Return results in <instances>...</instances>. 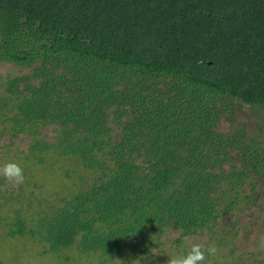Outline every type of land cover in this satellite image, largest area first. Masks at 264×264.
Segmentation results:
<instances>
[{
  "label": "trees",
  "instance_id": "trees-1",
  "mask_svg": "<svg viewBox=\"0 0 264 264\" xmlns=\"http://www.w3.org/2000/svg\"><path fill=\"white\" fill-rule=\"evenodd\" d=\"M0 62L29 70L3 82L0 136L97 174L33 221L16 212L9 237L108 264L259 199L264 0H0ZM235 102L260 133L220 132Z\"/></svg>",
  "mask_w": 264,
  "mask_h": 264
},
{
  "label": "rangeland",
  "instance_id": "rangeland-1",
  "mask_svg": "<svg viewBox=\"0 0 264 264\" xmlns=\"http://www.w3.org/2000/svg\"><path fill=\"white\" fill-rule=\"evenodd\" d=\"M28 72L20 66L0 62V93L7 79ZM233 105L232 111L225 113L220 121V132L230 134L244 127L250 136L260 133L258 111L239 102ZM54 129L43 128L40 137L54 142ZM259 142L264 146V138ZM31 145L32 140L23 135L0 136V168L8 162H17L25 174V182L20 186L9 184L0 176V264H103L97 255L80 254L77 245L53 253L48 252V246L29 237L8 236V225L14 223L16 212L33 221L43 212L62 206L65 199L86 189L97 177L73 161L60 159L59 163L56 154H47L39 164L29 154ZM258 193L255 204L238 205L219 220L214 230L183 237L182 244L176 242L181 232L168 230L148 247V254L140 253L143 248L138 245L136 253L126 252L108 264H168L170 258L187 254L191 243H200L205 250L211 245L218 249L214 256L206 253L204 264H264V187Z\"/></svg>",
  "mask_w": 264,
  "mask_h": 264
},
{
  "label": "clouds",
  "instance_id": "clouds-1",
  "mask_svg": "<svg viewBox=\"0 0 264 264\" xmlns=\"http://www.w3.org/2000/svg\"><path fill=\"white\" fill-rule=\"evenodd\" d=\"M2 176L9 184L20 186L25 182L24 169L17 162H8L0 168ZM218 249L211 245L206 250L200 243H191L187 254L174 256L168 264H204L207 255H215Z\"/></svg>",
  "mask_w": 264,
  "mask_h": 264
}]
</instances>
